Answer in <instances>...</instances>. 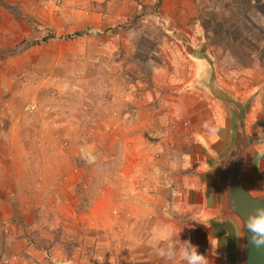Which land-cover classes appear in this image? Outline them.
I'll return each mask as SVG.
<instances>
[{
    "label": "rangeland",
    "instance_id": "obj_1",
    "mask_svg": "<svg viewBox=\"0 0 264 264\" xmlns=\"http://www.w3.org/2000/svg\"><path fill=\"white\" fill-rule=\"evenodd\" d=\"M229 3L0 0V257L9 232L50 264H166L151 227L191 238L185 187L223 93L264 153V25L246 3L223 21Z\"/></svg>",
    "mask_w": 264,
    "mask_h": 264
},
{
    "label": "crops",
    "instance_id": "obj_2",
    "mask_svg": "<svg viewBox=\"0 0 264 264\" xmlns=\"http://www.w3.org/2000/svg\"><path fill=\"white\" fill-rule=\"evenodd\" d=\"M230 3L227 4V11L223 15V21H230L239 28L243 25L244 10L240 8L244 3L252 7L254 11L253 18L257 20V24L264 25V12L260 8H264V0H228ZM235 5L236 8V20L234 19L233 11L230 7ZM244 14V15H243ZM231 24V26H234ZM256 25V26H258ZM241 33V32H240ZM245 36V34L241 33ZM205 58V57H199ZM209 67V66H208ZM206 69H208L206 67ZM206 71V70H205ZM209 72V71H208ZM219 112V111H218ZM218 117L221 119L218 122V129L214 128L213 135L210 136V146L207 148L206 153L199 156L196 161H194V168L199 171L200 175H196L194 180L189 184H186V190L189 191V195L186 197L188 200L185 201L186 204H190L192 207V223H190L191 231L188 240L192 244L198 246V251L205 254L209 258V264H236L234 257V246L236 239V229L233 223L228 220H217L213 217L218 212L219 206V179L216 170V164L214 162L215 155L221 152V147H223L229 140V130H230V120L227 115V111L224 113L221 111ZM216 119L217 116H216ZM214 145H212V144ZM216 143V144H215ZM207 144V145H208ZM263 143L260 142L258 146L255 147V151H260L258 155H261L262 159H258L257 153H255L256 159H252V152L248 154L246 162V173L250 180L254 181L259 186H264V179L258 181L256 178V171L261 172L260 175H264V158L263 152L261 150ZM260 147V148H259ZM203 152V150H202ZM187 185H189L187 190ZM183 200V199H182ZM196 219V220H195ZM16 234L9 232L6 239V244L3 247L7 248L8 255L0 257V264H50L43 259L42 253L35 249L33 246L29 245L25 239L19 241L16 239ZM215 253L211 252V245H217ZM22 248L26 255H22L19 258V252L17 251ZM24 256V257H23ZM29 256V257H27ZM34 257V258H32Z\"/></svg>",
    "mask_w": 264,
    "mask_h": 264
},
{
    "label": "water",
    "instance_id": "obj_3",
    "mask_svg": "<svg viewBox=\"0 0 264 264\" xmlns=\"http://www.w3.org/2000/svg\"><path fill=\"white\" fill-rule=\"evenodd\" d=\"M221 98L230 120L229 140L215 155L214 162L219 179V206L213 217L234 224L236 264H264V248L247 244L243 220L258 203L264 201V186L250 180L246 173L248 154L260 143L250 133L246 104L240 100Z\"/></svg>",
    "mask_w": 264,
    "mask_h": 264
},
{
    "label": "clouds",
    "instance_id": "obj_4",
    "mask_svg": "<svg viewBox=\"0 0 264 264\" xmlns=\"http://www.w3.org/2000/svg\"><path fill=\"white\" fill-rule=\"evenodd\" d=\"M205 127L207 128V125ZM79 159L87 166H96L98 154L95 146L87 142L82 143L79 147ZM169 214L177 215L179 210L173 209ZM243 230L247 244L264 248V201L258 203L244 218ZM179 231L167 223L153 225L147 239L152 253L166 264H209L208 256L200 253L198 246L192 244L190 240L179 239ZM217 247L218 244L211 245V252L215 253Z\"/></svg>",
    "mask_w": 264,
    "mask_h": 264
},
{
    "label": "trees",
    "instance_id": "obj_5",
    "mask_svg": "<svg viewBox=\"0 0 264 264\" xmlns=\"http://www.w3.org/2000/svg\"><path fill=\"white\" fill-rule=\"evenodd\" d=\"M79 33H77L76 35H78Z\"/></svg>",
    "mask_w": 264,
    "mask_h": 264
}]
</instances>
